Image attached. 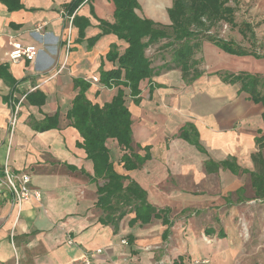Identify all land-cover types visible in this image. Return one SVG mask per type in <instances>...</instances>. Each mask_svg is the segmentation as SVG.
<instances>
[{"label": "crops", "instance_id": "obj_1", "mask_svg": "<svg viewBox=\"0 0 264 264\" xmlns=\"http://www.w3.org/2000/svg\"><path fill=\"white\" fill-rule=\"evenodd\" d=\"M72 1L0 0V264H87L86 259L90 264H246L235 223L241 209L220 211L217 230L207 225V209L215 193L234 198L232 206L264 202L251 183L264 107L240 82L224 81L216 72L264 78V56L233 55L212 44L210 65L216 64V71L187 83L179 68L165 70L140 82L139 102L125 89L132 148L109 138L110 160L147 192L149 203L165 211L149 222L134 221L135 211H126L116 224L97 205L103 180L95 177L93 161L80 145L83 137L67 113L79 91L75 79L91 83L86 95L94 104L113 99L117 87L103 86L100 71L118 65L106 57L111 46L117 44L122 53L127 43L113 33L101 34L92 46L88 42L101 33L100 19L114 21L113 0H83L69 14ZM173 1L137 0L135 11L167 24ZM253 6L264 8V0H254ZM74 15L88 22L83 36L72 23ZM18 43H36L37 58L11 60ZM53 116L55 126L41 130ZM190 124L195 133L190 129L189 138L198 143L181 136ZM130 152L148 158L127 170L122 157ZM224 160L237 172L206 170L207 162ZM5 167L28 173L41 198L15 203L3 180ZM180 216L188 222L178 223Z\"/></svg>", "mask_w": 264, "mask_h": 264}, {"label": "trees", "instance_id": "obj_2", "mask_svg": "<svg viewBox=\"0 0 264 264\" xmlns=\"http://www.w3.org/2000/svg\"><path fill=\"white\" fill-rule=\"evenodd\" d=\"M230 1L174 0L173 5L168 9L171 31L164 24L140 17L135 11L138 7L137 0H113L114 21L99 20L101 33L89 39L90 46L101 34L106 33H113L127 43L122 53H119L117 44L111 46L106 57L118 65L109 70L102 68L100 71L99 82L107 88L117 87V93L110 102L100 106L87 98L86 92L91 83L84 79H75V86L79 91L73 99L67 118L83 137L80 145L93 161L95 177L103 180L97 189V205L107 212L105 217L107 221L117 224L126 211H135L134 221L149 222L153 216L160 218L165 211L149 203L147 192L135 180L116 171L110 160V150L106 145L107 140L113 138L121 147L131 151L132 118L126 105L125 89H129L131 97L135 102H139L140 82L146 79L151 81L152 77L159 73L146 54L148 47L165 40V47L172 50L173 63L165 65L162 69L179 68L183 80L187 83H192L203 73L199 68L200 61L196 58V54L201 51L205 40L229 54L262 57L256 51L247 50L231 40L222 39L210 33L219 23L224 22L233 28H238L243 37L255 39L250 22L237 23L236 6H232ZM234 1L236 5L240 3V0ZM81 2L83 0H73L68 8L69 14H72ZM72 23L78 26L79 34L83 36L88 25L87 20L74 15ZM216 73L224 81L240 82L242 90L248 92L255 102L262 103L264 107V92L260 87L262 84L260 76L244 72L235 74L218 71ZM153 89L151 84V92ZM55 118L56 116L47 118L40 129L54 127ZM262 118L264 121V111ZM190 129L195 133L190 124L183 128L181 136L192 141L189 138ZM256 143L259 150L253 154L256 169L251 173V183L257 197L264 199V156L261 151L264 148V134L256 138ZM147 158L148 156L141 157L137 153L130 152L123 155L122 161L127 170H133L140 167ZM205 167L209 172H214L219 167L229 168L233 172L238 170L229 160L219 163L209 161ZM126 180H128L127 184H125ZM163 222L170 224L168 218H163Z\"/></svg>", "mask_w": 264, "mask_h": 264}, {"label": "rangeland", "instance_id": "obj_3", "mask_svg": "<svg viewBox=\"0 0 264 264\" xmlns=\"http://www.w3.org/2000/svg\"><path fill=\"white\" fill-rule=\"evenodd\" d=\"M230 4L232 6H236L235 16L237 23L241 24L242 22L247 21L252 24V28L255 33V39L251 37V39L243 37L238 28H233L231 25L224 22L219 23L210 31V33L219 38L231 40L235 44L241 45L247 50L256 51L257 53L264 56V8H255L253 6L254 0H240V3L237 5L234 0H231ZM164 25L167 26L169 31H171L169 28L170 21ZM165 45V40H161L160 42L148 47L146 51L147 56L152 60V66L157 71H159V73L166 70L165 68L162 69V67H165V65H171L173 63L172 50L171 48H166ZM119 46H121V44ZM211 47H213L212 43L205 40L203 42L201 51L196 54V58L200 61L199 68L203 71V73L207 70H217L216 64L210 65V63L213 62V59L211 57L209 58V55H212L213 53L212 50L210 51ZM209 65L210 67L208 69ZM92 81L97 83V81L94 79ZM262 81L264 82L263 77ZM261 90L264 92V84L261 86ZM118 154L119 153L117 152V157L116 154H114V157H116L117 160L119 157ZM227 194H230V191H227L226 195ZM214 196H216L215 199H211L209 208L207 209V211H209V221L207 225L217 230L219 228L218 213L220 211H237L238 209H241V213L236 212L235 223H237L239 228L237 236L243 243V253L246 255V259L244 260H246L248 264H264V202L256 201V203H251L250 201L245 200L241 204L237 202V205L235 204L232 206L231 204L234 203V198L229 197V199L227 197L224 200L216 193ZM235 196L236 195L234 194L233 197ZM218 202H220V204H218ZM222 205L224 208L217 210ZM179 218L180 220H177V222L180 224H182L181 222H188V220L185 219L187 217L180 216ZM193 218L196 219L197 215L193 216Z\"/></svg>", "mask_w": 264, "mask_h": 264}, {"label": "built area", "instance_id": "obj_4", "mask_svg": "<svg viewBox=\"0 0 264 264\" xmlns=\"http://www.w3.org/2000/svg\"><path fill=\"white\" fill-rule=\"evenodd\" d=\"M40 28L36 29V33H40ZM71 32V31H70ZM70 34L67 36V46L70 45L71 38ZM40 53V48L36 43L30 44H16L9 53L11 60L26 59L33 61L37 58ZM97 80V79H95ZM15 119L13 123L15 124ZM4 183L11 191L13 195V200L17 204H21L24 201H28L31 198L40 199L41 194L39 191L33 189L31 186V176L28 173H17L11 170L9 167L4 169ZM123 243H127L126 240H122ZM101 249H98L97 252H100ZM85 262L90 264V260L86 259Z\"/></svg>", "mask_w": 264, "mask_h": 264}]
</instances>
